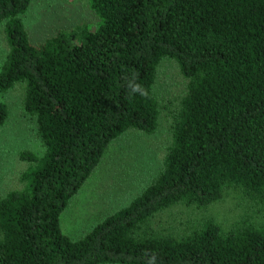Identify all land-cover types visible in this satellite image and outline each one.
<instances>
[{
	"label": "trees",
	"instance_id": "16d2710c",
	"mask_svg": "<svg viewBox=\"0 0 264 264\" xmlns=\"http://www.w3.org/2000/svg\"><path fill=\"white\" fill-rule=\"evenodd\" d=\"M30 3L0 0V91L23 85L42 147L19 154L25 186L0 199V264H264V0H89L96 29L37 44L22 19ZM163 60L186 88L159 167L72 238L61 215L109 145L157 129ZM7 115L0 102V127ZM229 189L263 219L219 222L209 209Z\"/></svg>",
	"mask_w": 264,
	"mask_h": 264
},
{
	"label": "rangeland",
	"instance_id": "374dc122",
	"mask_svg": "<svg viewBox=\"0 0 264 264\" xmlns=\"http://www.w3.org/2000/svg\"><path fill=\"white\" fill-rule=\"evenodd\" d=\"M22 19L29 40L34 44L45 41L59 30H70L76 25H85L94 30L101 23L90 8L89 0H31ZM6 52L3 26L0 25V65ZM185 88L186 80L176 65L163 60L157 68L153 86L155 96L164 105L160 110L157 129L149 135L128 131L109 145L99 166L62 213L60 223L65 233L72 238L83 235L100 219V215L128 202L137 193V185L156 171L170 144L172 117L177 112ZM22 101L21 84L0 91V102L5 104L8 113L0 127V199L8 192L25 186L21 176L30 164L21 161L19 154L29 151L40 156L42 153L35 120L24 112ZM135 163L139 164L140 172L135 170L134 166L138 165ZM258 209L240 197L239 192L229 189L209 211L219 222L229 224L235 219H263Z\"/></svg>",
	"mask_w": 264,
	"mask_h": 264
},
{
	"label": "clouds",
	"instance_id": "9594fccd",
	"mask_svg": "<svg viewBox=\"0 0 264 264\" xmlns=\"http://www.w3.org/2000/svg\"><path fill=\"white\" fill-rule=\"evenodd\" d=\"M136 92H139L141 96H146L147 94L146 90L143 89V87L140 85H136L134 88H132V93H136ZM132 93H130L129 95L131 96ZM149 259H150V264H155L156 255L153 254Z\"/></svg>",
	"mask_w": 264,
	"mask_h": 264
}]
</instances>
